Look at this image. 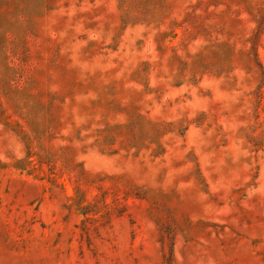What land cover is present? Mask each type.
Segmentation results:
<instances>
[{
    "label": "rangeland",
    "instance_id": "rangeland-1",
    "mask_svg": "<svg viewBox=\"0 0 264 264\" xmlns=\"http://www.w3.org/2000/svg\"><path fill=\"white\" fill-rule=\"evenodd\" d=\"M0 264H264V0H0Z\"/></svg>",
    "mask_w": 264,
    "mask_h": 264
}]
</instances>
